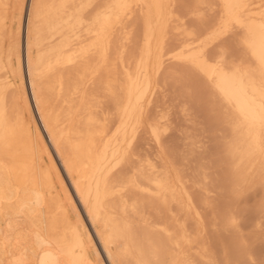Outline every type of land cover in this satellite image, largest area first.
Masks as SVG:
<instances>
[{
  "label": "bare ground",
  "instance_id": "bare-ground-1",
  "mask_svg": "<svg viewBox=\"0 0 264 264\" xmlns=\"http://www.w3.org/2000/svg\"><path fill=\"white\" fill-rule=\"evenodd\" d=\"M192 2L244 25L239 71H198L211 28L177 21L176 0H0V264L29 259L16 217L33 264L261 257L264 0Z\"/></svg>",
  "mask_w": 264,
  "mask_h": 264
},
{
  "label": "snow or ice",
  "instance_id": "snow-or-ice-1",
  "mask_svg": "<svg viewBox=\"0 0 264 264\" xmlns=\"http://www.w3.org/2000/svg\"><path fill=\"white\" fill-rule=\"evenodd\" d=\"M207 7L208 5L205 3L194 5L192 0H176V3L173 5L175 19L183 23L186 28H190L194 33L203 34V32L211 28L209 35L213 41V49L209 53L208 60L198 65L197 69L202 74H207L209 70L239 71L236 62L240 61L243 63L242 49L249 45L247 37L243 41L238 39L243 34L244 25L240 23L238 18L228 17L220 13L212 16L202 15L201 10ZM217 15L220 16L219 23L216 20ZM229 61L232 63L229 64ZM260 63L262 70H264V56H261ZM181 87H187V94L195 102L194 86L181 84ZM131 163L134 166V161ZM259 207L261 212L264 213V202ZM252 210L253 206L251 204L245 205L244 202H239L236 207L237 218L233 219L232 225L242 228L243 220ZM261 242L264 243V238L261 239ZM251 264H264V249L261 251L260 259L252 260Z\"/></svg>",
  "mask_w": 264,
  "mask_h": 264
},
{
  "label": "rangeland",
  "instance_id": "rangeland-1",
  "mask_svg": "<svg viewBox=\"0 0 264 264\" xmlns=\"http://www.w3.org/2000/svg\"><path fill=\"white\" fill-rule=\"evenodd\" d=\"M23 47V46H22ZM24 72H25V86L27 87V90H28V94H29V87H28V84H27V81H26V68H25V65H24ZM242 202H244V204L245 205H247V204H251L252 206L254 205V202H255V199H253L252 198V196L251 195H245L243 198H242V200H241ZM240 201V202H241ZM239 203V202H238ZM247 217H248V215H246ZM14 222H17V229L22 233H24L22 236V239L20 240V243L18 244L17 242L15 243V245H16V247L17 246H19V248H21L22 246H26L27 248H29L28 250H27V254H28V257H29V259L27 260V264H33V262H32V254H31V251L34 249V245H35V243L33 242V239H32V236L30 235V227H29V221L28 220H26V219H22V218H19V217H16L15 219H14ZM230 235H229V234ZM225 234H226V238H228L229 239V236H232V232H231V230H230V232H227V233H224L223 234V238H224V236H225ZM229 235V236H228ZM226 238H224V241H226L227 243L228 242H230V239H229V241H228V239H226ZM258 242V243H257ZM254 243H255V245H254ZM253 243V248H254V246H256V244H257V246H256V248L257 247H259L258 245H260V246H262V242H261V239H257V241H255ZM98 248H99V244H98ZM256 248H254L255 250H258L259 251V248H261V247H259L258 249H256ZM262 250V249H261ZM100 252H101V250H100ZM102 253V252H101ZM260 253V254H259ZM258 255H261V252H258ZM102 257H103V260H104V262H105V264H108V262L106 261V258H105V256H104V253H102ZM258 259H260V256L258 257ZM231 263V262H230ZM229 264V263H228ZM232 264V263H231Z\"/></svg>",
  "mask_w": 264,
  "mask_h": 264
}]
</instances>
